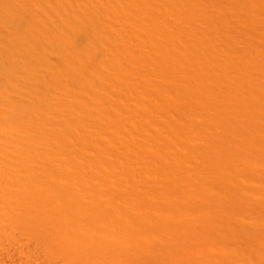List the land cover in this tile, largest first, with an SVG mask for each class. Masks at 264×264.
<instances>
[{
  "label": "bare ground",
  "instance_id": "6f19581e",
  "mask_svg": "<svg viewBox=\"0 0 264 264\" xmlns=\"http://www.w3.org/2000/svg\"><path fill=\"white\" fill-rule=\"evenodd\" d=\"M0 264H264V0H0Z\"/></svg>",
  "mask_w": 264,
  "mask_h": 264
}]
</instances>
